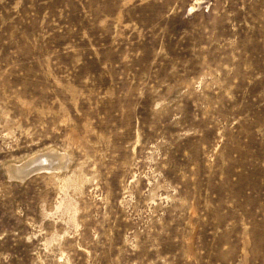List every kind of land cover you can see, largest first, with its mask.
Returning a JSON list of instances; mask_svg holds the SVG:
<instances>
[{
  "label": "rangeland",
  "instance_id": "rangeland-1",
  "mask_svg": "<svg viewBox=\"0 0 264 264\" xmlns=\"http://www.w3.org/2000/svg\"><path fill=\"white\" fill-rule=\"evenodd\" d=\"M0 264H264V0H0Z\"/></svg>",
  "mask_w": 264,
  "mask_h": 264
},
{
  "label": "bare ground",
  "instance_id": "bare-ground-1",
  "mask_svg": "<svg viewBox=\"0 0 264 264\" xmlns=\"http://www.w3.org/2000/svg\"><path fill=\"white\" fill-rule=\"evenodd\" d=\"M66 158L70 159L71 157L70 155H61V154L60 156H57L51 154L50 152L38 153L36 155L31 156L27 160V163L26 164L24 163L25 165L23 166H11L10 168L14 171L11 173L13 174L14 178L23 180L25 177L33 173H40L43 171H49L53 169L59 170L60 169L59 166H61L60 164L66 161L65 160ZM55 162L57 163V166H54ZM51 165L53 166L51 167ZM18 169L20 170V172L17 171Z\"/></svg>",
  "mask_w": 264,
  "mask_h": 264
},
{
  "label": "water",
  "instance_id": "water-1",
  "mask_svg": "<svg viewBox=\"0 0 264 264\" xmlns=\"http://www.w3.org/2000/svg\"><path fill=\"white\" fill-rule=\"evenodd\" d=\"M11 179H14V178H11Z\"/></svg>",
  "mask_w": 264,
  "mask_h": 264
}]
</instances>
